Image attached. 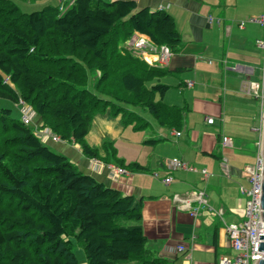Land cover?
<instances>
[{
  "label": "trees",
  "instance_id": "16d2710c",
  "mask_svg": "<svg viewBox=\"0 0 264 264\" xmlns=\"http://www.w3.org/2000/svg\"><path fill=\"white\" fill-rule=\"evenodd\" d=\"M134 33L173 53L181 48L174 19L134 1L76 0L25 14L14 0H0V99L29 105L41 128L93 159L99 153L86 137L99 113L145 129L135 110L147 111L178 127L182 109L156 100L169 89L153 83L163 71L121 47ZM103 148L106 161L116 156L112 143ZM142 206L80 172L0 107V264H79L72 238L88 264H164L149 259Z\"/></svg>",
  "mask_w": 264,
  "mask_h": 264
},
{
  "label": "crops",
  "instance_id": "0c3cea01",
  "mask_svg": "<svg viewBox=\"0 0 264 264\" xmlns=\"http://www.w3.org/2000/svg\"><path fill=\"white\" fill-rule=\"evenodd\" d=\"M46 1L45 6L59 4ZM103 1H134L138 9L164 11L174 19L182 42L168 65L161 66L155 54H131L163 71L153 83L169 89L156 100L181 108V123L178 127L162 125L152 116L159 127L153 125L145 133L150 123L144 117L147 127L136 129L125 125L120 115L99 113L86 137L87 144L98 151L97 159L86 157L74 142L51 137L41 141L83 174L143 202L141 224L150 260L217 264L222 256H234L225 225L242 218L245 198L241 188L249 187L247 169L255 163L263 139L262 101L250 91L264 75V55L256 46L262 26L254 22L264 15L263 0ZM125 46L126 42L121 47L127 51ZM15 106L22 119L21 106ZM256 106L257 115L251 121L249 113ZM41 122L40 116L31 115V127L48 129L41 128ZM128 127L133 133L127 136ZM223 136L231 138V145H222ZM107 142L117 152L108 161L103 148ZM222 159L229 163V175L222 171ZM175 160L183 167L172 169L170 162ZM135 164L146 170L133 169ZM117 168L124 173L118 174ZM168 177L172 181L166 184ZM200 192L205 193L208 207L200 204ZM179 246L186 250L178 251ZM82 264H88L86 258Z\"/></svg>",
  "mask_w": 264,
  "mask_h": 264
},
{
  "label": "built area",
  "instance_id": "2783aa9c",
  "mask_svg": "<svg viewBox=\"0 0 264 264\" xmlns=\"http://www.w3.org/2000/svg\"><path fill=\"white\" fill-rule=\"evenodd\" d=\"M61 10H65L72 6L76 0H57ZM254 22L258 23L264 28V15L254 19ZM148 38V37H147ZM146 36L140 34H133V36L126 41L125 50L134 54L140 55L142 53L155 54L158 57V63L161 66L168 65L170 59L173 56L172 51L166 46L155 45L152 41L147 39ZM256 46L262 51L264 55V39L257 40ZM191 86V84L189 85ZM253 94H256L262 101V123L264 125V75L262 82L256 85V88H250ZM20 105L25 107V103L22 101ZM35 113L29 107L26 108L22 122L26 125L31 126V115ZM209 124H213V119H208ZM262 130H264L262 126ZM35 134L40 139L45 141L51 137L53 140L59 141V136L53 134L50 129L39 130L35 128ZM180 133H177L179 136ZM231 138L227 136L222 137V145H231ZM263 142L262 140L258 143V149L256 152V160L253 165L248 167V188H241V194L245 198L243 217L237 223L225 225L228 239L230 241L231 248L234 252V256L226 257L222 256L218 259L217 264H257L258 260H262L264 252H258L259 243L263 240L258 239L259 235H264L263 219L261 214V196H262V183L264 179V157L262 152ZM222 171L229 175V165L226 159H222L221 162ZM170 167L174 170L183 167L182 162L172 161ZM118 174L124 173L123 169L117 168L115 170ZM172 178L168 177L164 180L166 184H169ZM199 202L202 206L208 207L205 199V193H199ZM196 210L193 215L196 214ZM178 251H185V247L179 246Z\"/></svg>",
  "mask_w": 264,
  "mask_h": 264
},
{
  "label": "rangeland",
  "instance_id": "374dc122",
  "mask_svg": "<svg viewBox=\"0 0 264 264\" xmlns=\"http://www.w3.org/2000/svg\"><path fill=\"white\" fill-rule=\"evenodd\" d=\"M15 3L18 5V7L20 8V11L21 13H25V14H31L33 12H36V11H40L47 3L46 0H39V1H35V2H31L29 0H14ZM246 1V0H245ZM241 7H243V4L241 5ZM263 11H264V0H263ZM259 40H263L264 39V28L262 27H259ZM263 53H261V57H262ZM260 57V59H261ZM256 80V78H255ZM254 82V81H253ZM88 87L90 89H92V86H91V82H89V85ZM226 99H228L227 97H225ZM21 106V105H20ZM0 107H4V108H11L12 109V114H13V117L17 118V119H20L21 116L19 115V111L18 109L16 108V106L14 104H12L11 102L7 101V100H1L0 99ZM29 107L31 108L29 105L25 104V107L23 108V106L20 107V111L22 112L23 116L24 117V114L26 112V108ZM256 108L257 106L255 107L254 111L249 113V117L252 121V118L257 115V111H256ZM32 109V108H31ZM33 110V109H32ZM230 111V110H229ZM34 112V111H33ZM227 112H228V108H227ZM137 113L146 118L148 120V122L150 123V126L145 130L146 132L145 133H149L152 131V129L150 128L151 126L154 125V127H159L157 125V123L155 122V120L153 119V117L147 112V111H141V110H137ZM95 118V117H94ZM23 119V118H22ZM94 120V119H93ZM118 123L119 120H117ZM254 123V122H253ZM215 127H218L219 128V124H216ZM133 133V131L131 130V127L129 128H126V135L128 136L129 134ZM140 138H142L144 136L143 133L141 134H138ZM87 142V140H86ZM229 165V163H228ZM243 217V215H242ZM72 241L73 243L75 244L74 246V253H75V256L77 257V260H78V263L79 264H82L84 259H85V256H84V250L81 246H78L76 244V241L74 238H72Z\"/></svg>",
  "mask_w": 264,
  "mask_h": 264
},
{
  "label": "water",
  "instance_id": "95a60500",
  "mask_svg": "<svg viewBox=\"0 0 264 264\" xmlns=\"http://www.w3.org/2000/svg\"><path fill=\"white\" fill-rule=\"evenodd\" d=\"M262 142H263L262 152H263V157H264V130H263V139H262ZM263 175H264V169H263ZM261 214H262V219L264 221V179H263V183H262ZM263 227H264V223H263ZM258 239L263 240L262 243H259L258 252H264V235H259V238ZM257 264H264V255H262V260H258Z\"/></svg>",
  "mask_w": 264,
  "mask_h": 264
},
{
  "label": "clouds",
  "instance_id": "9594fccd",
  "mask_svg": "<svg viewBox=\"0 0 264 264\" xmlns=\"http://www.w3.org/2000/svg\"><path fill=\"white\" fill-rule=\"evenodd\" d=\"M22 120V119H21Z\"/></svg>",
  "mask_w": 264,
  "mask_h": 264
}]
</instances>
